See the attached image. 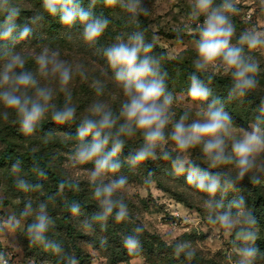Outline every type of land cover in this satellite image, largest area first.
I'll use <instances>...</instances> for the list:
<instances>
[{
    "label": "clouds",
    "instance_id": "9594fccd",
    "mask_svg": "<svg viewBox=\"0 0 264 264\" xmlns=\"http://www.w3.org/2000/svg\"><path fill=\"white\" fill-rule=\"evenodd\" d=\"M103 2L125 13L127 24L134 29L106 46L99 41L110 19L97 13V0H89L87 7L82 0H41L43 12H33L23 24L18 23L23 9L17 0H0V120L18 124L25 137L34 136L49 116L56 124L76 125L71 162L74 167L91 165L86 169L87 181L96 202V210L81 219L86 233L95 232L96 226L105 231L110 220L117 224L130 220L129 180L119 174L125 164L136 169L148 161H164L170 165V175L182 176L185 184L204 194L201 203L207 222L220 226L226 237H234L235 264H257L264 255L257 246V219L242 196L227 203L226 197L246 178L253 186H264V100L257 105L249 127L240 132L225 105L257 89L261 69L253 51L264 50V32L244 30L237 37L232 20L239 12L237 0H190L189 15L197 21L198 39L186 96L196 103L178 115L174 106L180 96L169 90L165 56L154 52L155 36L148 39L141 29L140 17L149 13L145 0ZM44 13L58 17L68 29H80L84 43L102 54L106 73L122 94L118 108L103 99L93 100L77 119L71 85L77 76L86 79V72L82 64L62 58L59 50L44 47L31 57L35 68L27 66L30 57L19 45L33 36ZM220 74L231 80L226 97L214 95L210 86ZM91 86L98 97L103 96L105 85L100 80ZM58 94L63 96L62 106L55 102ZM137 137L139 147L125 155L126 145ZM194 150L202 164L192 159ZM22 165L20 159L11 165L16 189L26 194L43 190V181L48 179L45 169L33 166L36 180L32 181L22 175ZM151 177L149 172L144 183L150 184ZM58 189L35 204L25 199L18 213L0 218V232L22 230L29 247L59 257L58 264H80L61 240L50 235L56 222L49 212L57 195L66 189L79 191L80 182L66 175ZM68 208L73 216L84 215L79 201L73 200ZM143 231L138 224L122 235L129 255L142 251ZM168 235L170 242L166 243L173 254L192 260L196 253L191 243L174 233ZM99 243L106 247L107 237ZM0 264H9L4 251H0Z\"/></svg>",
    "mask_w": 264,
    "mask_h": 264
},
{
    "label": "rangeland",
    "instance_id": "374dc122",
    "mask_svg": "<svg viewBox=\"0 0 264 264\" xmlns=\"http://www.w3.org/2000/svg\"><path fill=\"white\" fill-rule=\"evenodd\" d=\"M17 2L23 9L18 20L20 24L27 22L33 12H43L41 0ZM88 3L89 0H82L84 7ZM145 4L149 13L141 15V29L145 30L148 39L155 36L154 52L165 56L163 67L169 73V90L180 96V102L174 106L179 115L185 108L196 103L186 96V92L188 76L194 70L192 61L196 56L197 21H193L189 15L190 0H145ZM237 7L239 12L232 17L237 37L244 30L264 32V0H237ZM96 11L110 19L99 45L111 44L116 36L134 30L127 24L126 14L118 7H110L103 0H97ZM44 16L45 19L35 27L33 36L19 45L30 57L27 66L35 68L31 57L42 48L59 50L62 58L82 64L86 72V79L77 76L71 85L77 119L85 114V109L93 100L103 99L113 108H118L122 94L110 79V73H106V61L102 54L84 43L79 34L80 29H68L59 22L58 17L48 16L47 13ZM202 21L201 17L199 22ZM253 54L260 62L261 69L257 76V89L247 97L225 105L233 117L237 132L249 127L257 105L264 100V50H254ZM94 80H100L105 85L103 96L95 94L91 86ZM210 86L214 95L226 97L231 80L220 74ZM55 102L62 106V94L57 95ZM18 129V124L12 120H0V158L8 146L5 139L12 142L17 154L12 162H0V218L9 213H18L25 199H32L35 204L57 193L59 179L68 175L79 180L80 190L74 192L66 189L57 195L55 203L50 204L49 212L56 222L50 235L61 240L66 251L77 256L80 264H235L236 254L232 248L234 237H226L220 226L207 222V213L201 203L204 194L185 184L182 176L170 175V165L164 161H153L151 166L146 162L136 169L125 164L119 174L128 176L129 180L127 203L130 220L123 224L110 220L105 231L96 226L95 232L86 233L81 227V219L96 210V202L91 197L87 181L86 169L91 165L74 167L71 162L73 145L77 142L76 125H59L49 116L32 137L23 136ZM140 143L139 137L129 141L124 154L139 147ZM36 154L39 158L35 157ZM16 159L23 162L22 175L29 180H36L31 171L33 166L45 169L48 179L43 181V190L26 194L16 189V177L11 172V165ZM192 159L202 164L198 150H194ZM149 172L152 173V182L145 184L144 178ZM241 196L257 219V230L260 233L257 246L264 253L261 248L264 242V186H253L246 178L228 193L226 203ZM73 200L81 203L84 213L81 217L69 212L68 206ZM138 224L144 227L140 233L142 251L138 255H129L121 238ZM169 233L191 243L196 253L192 260L173 254L166 243L170 242ZM102 237L108 240L107 246L103 248L99 243ZM0 251L7 253L11 264H58L59 260V257L41 249L29 247L22 230L14 233L0 232ZM79 254L83 255V259ZM257 264H264V255L258 258Z\"/></svg>",
    "mask_w": 264,
    "mask_h": 264
},
{
    "label": "trees",
    "instance_id": "16d2710c",
    "mask_svg": "<svg viewBox=\"0 0 264 264\" xmlns=\"http://www.w3.org/2000/svg\"><path fill=\"white\" fill-rule=\"evenodd\" d=\"M8 146H7V149L5 150V152L3 153V155L1 156L0 158V162L1 163H5V162H12L14 160V158H16L17 154H16V149L13 147V144L10 140L8 139H5ZM36 158H39V156L36 154L35 155ZM147 164L149 166H151L153 164V161H148ZM148 166V167H149ZM61 179H59L60 181ZM261 248L264 250V242L261 243ZM82 259H83V255L82 254H79Z\"/></svg>",
    "mask_w": 264,
    "mask_h": 264
},
{
    "label": "built area",
    "instance_id": "2783aa9c",
    "mask_svg": "<svg viewBox=\"0 0 264 264\" xmlns=\"http://www.w3.org/2000/svg\"><path fill=\"white\" fill-rule=\"evenodd\" d=\"M7 258H8L9 264H11V259H10V257L7 256Z\"/></svg>",
    "mask_w": 264,
    "mask_h": 264
}]
</instances>
